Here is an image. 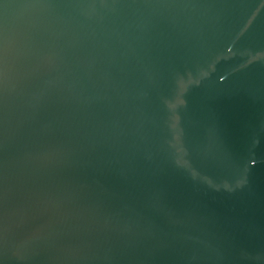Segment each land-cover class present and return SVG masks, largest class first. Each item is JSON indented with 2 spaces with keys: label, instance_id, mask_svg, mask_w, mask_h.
Returning <instances> with one entry per match:
<instances>
[{
  "label": "water",
  "instance_id": "obj_1",
  "mask_svg": "<svg viewBox=\"0 0 264 264\" xmlns=\"http://www.w3.org/2000/svg\"><path fill=\"white\" fill-rule=\"evenodd\" d=\"M0 264H264V0H0Z\"/></svg>",
  "mask_w": 264,
  "mask_h": 264
}]
</instances>
